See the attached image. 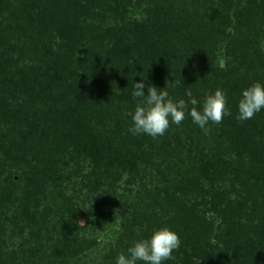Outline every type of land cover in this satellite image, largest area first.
Returning <instances> with one entry per match:
<instances>
[{"label": "trees", "instance_id": "obj_1", "mask_svg": "<svg viewBox=\"0 0 264 264\" xmlns=\"http://www.w3.org/2000/svg\"><path fill=\"white\" fill-rule=\"evenodd\" d=\"M142 79L232 115L133 135ZM255 82L264 0H0V264H116L162 227L163 264H264V109L236 119Z\"/></svg>", "mask_w": 264, "mask_h": 264}, {"label": "clouds", "instance_id": "obj_2", "mask_svg": "<svg viewBox=\"0 0 264 264\" xmlns=\"http://www.w3.org/2000/svg\"><path fill=\"white\" fill-rule=\"evenodd\" d=\"M145 83H134L132 96L139 98L134 113L132 114V126L129 131L133 135L146 134L153 138L163 136L170 124L180 125L186 116L190 115L192 121L208 134L209 122L220 124L225 115L232 113L227 105V97L222 89H216L213 94H207L202 108L197 107L198 100L188 89L185 93L187 99L173 101L169 98L167 90H158L155 86H149L147 94L143 91ZM264 109V85L255 82L242 90V96L238 101V122H244ZM80 224H83L81 222ZM181 244L179 235L168 227H162L153 232L147 238L134 242L127 249L128 255L120 254L116 264H163L172 259L174 250H178Z\"/></svg>", "mask_w": 264, "mask_h": 264}, {"label": "rangeland", "instance_id": "obj_3", "mask_svg": "<svg viewBox=\"0 0 264 264\" xmlns=\"http://www.w3.org/2000/svg\"><path fill=\"white\" fill-rule=\"evenodd\" d=\"M215 2L220 3V0H214ZM220 5V4H219ZM217 6V5H216ZM220 7V6H218ZM140 12H136V16H140L139 14ZM90 204V203H89ZM87 205V209L89 210L90 205ZM94 218L91 217V220L89 221V225L90 227L94 228V231H91L94 233V235L99 234V238L102 242H106V241H110V240H114L117 238V233H116V229L120 228L121 225V221H116V225L115 226H111L108 222V220L103 219L100 217V224H95L94 223ZM87 220H85V218H83L81 220V222L85 223ZM104 227V228H103ZM213 243H216V240H213ZM107 253V251H104V248L99 249L98 251L95 252V256L97 257V259L99 260L100 258L103 257V255H105ZM94 259V257L92 258ZM89 261H92L91 259H89Z\"/></svg>", "mask_w": 264, "mask_h": 264}]
</instances>
